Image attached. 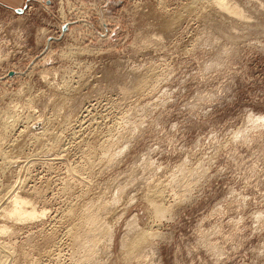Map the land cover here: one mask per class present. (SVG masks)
I'll return each instance as SVG.
<instances>
[{
    "label": "rangeland",
    "instance_id": "rangeland-1",
    "mask_svg": "<svg viewBox=\"0 0 264 264\" xmlns=\"http://www.w3.org/2000/svg\"><path fill=\"white\" fill-rule=\"evenodd\" d=\"M226 1L0 3L4 264H264V0Z\"/></svg>",
    "mask_w": 264,
    "mask_h": 264
},
{
    "label": "bare ground",
    "instance_id": "bare-ground-1",
    "mask_svg": "<svg viewBox=\"0 0 264 264\" xmlns=\"http://www.w3.org/2000/svg\"><path fill=\"white\" fill-rule=\"evenodd\" d=\"M216 6H218L219 8H222V9H224L225 11H227V12H230V13H232V14H236V16H238V14H243V13H241L240 12V10L241 9H239L238 10V8L236 9V7H237V5L235 4V6L236 7H233V6H231L230 5V1H226V0H211ZM209 2H210V0H209ZM211 2V3H212ZM230 2V3H229ZM233 3V2H232ZM213 4V5H214ZM221 10V9H220ZM238 10V11H237ZM244 15V14H243ZM240 16H242V15H240ZM239 16V17H240ZM244 17V16H243ZM172 26V25H171ZM139 84H141V83H139ZM141 86V85H140ZM41 135V134H40ZM183 168V167H182ZM169 181V180H168ZM168 185V184H167ZM192 185V184H191ZM12 194V193H11ZM189 194V193H188ZM153 195V194H152ZM161 193H157V192H155L154 193V195H153V197H156V198H152V197H150L151 199H157L158 197H161ZM10 196V195H9ZM160 199V198H159ZM158 199V200H159ZM158 200H156V201H158ZM150 201V200H149ZM155 201V202H156ZM174 201V200H173ZM11 202V201H10ZM152 202H154V201H152ZM29 205H31L30 204V202L29 201H27V200H25V199H23V198H21V197H19V196H15V198H13V201H12V203H11V205H10V207L6 210V212L4 211V213H5V215H4V217L5 218H8L9 220H11V221H16V222H26V221H32V220H35V219H37L38 218V214L39 213H37V211H36V209H35V207L34 208H30V207H28ZM100 204H96V205H94L93 206V209H94V207L95 206H97V208H98V206H99ZM102 205H100V207H101ZM156 206V207H155ZM87 207V206H86ZM154 207L156 208L155 210L157 211V213L159 214V213H163V214H165L163 211H167V210H165V208L163 207V206H161V205H158L157 206V204L156 205H154ZM102 208H104V207H102ZM101 208V209H102ZM164 208V209H163ZM95 209H96V207H95ZM100 209V211H103V210H101ZM98 210H99V208H98ZM98 210H96L97 212H96V215H93V216H91V217H89L88 216V218H86V221L85 220H81V221H79V223H77V225H75L73 228H74V231H73V236L74 237H72V238H74V240H73V243H74V245H76L77 247L80 245L81 247H84V250H82V249H80V250H78V251H80V254H82L84 251L86 252V250L87 251H91L92 249L94 250V248H96L95 247V245H96V243H97V239L95 238V237H93L91 234H87L86 233V228H88V226H90L89 224H92V223H96L97 222V219H99V218H97L96 219V217H98V213L100 212H98ZM90 213V212H89ZM88 213V214H89ZM91 213H93V211H91ZM43 214V213H42ZM45 214V213H44ZM87 214V215H88ZM84 215V214H83ZM160 215H162V214H160ZM40 216V215H39ZM3 217V218H4ZM43 217V216H42ZM157 217H158V215H157ZM83 218H85V216L83 217ZM156 218V217H155ZM96 220V221H95ZM158 220V219H157ZM8 221V220H7ZM75 224V223H74ZM94 226V225H93ZM152 227V226H151ZM72 228V229H73ZM86 230V231H85ZM101 231V230H100ZM8 232V228H6V227H0V235L1 234H5V233H7ZM70 233V232H69ZM146 235H144V234H141L139 237L138 236H136V238L138 237V239H135L134 241H132V242H130V244L131 243H133L132 244V246H133V248H135V247H138L139 245L140 246H142V244H145V242H146V240H147V238L149 237V235L150 234H148V232L147 233H145ZM147 234H148V237H147ZM151 235H153V234H151ZM107 237V236H106ZM150 239V238H149ZM152 239V238H151ZM99 241H100V239H98ZM126 241V240H125ZM131 246V245H130ZM5 247V246H4ZM92 247H94V248H92ZM127 247V246H126ZM1 248V247H0ZM80 248V247H79ZM79 248H77V249H79ZM90 248H92V249H90ZM0 250H2V249H0ZM124 250V249H123ZM133 249H131V250H129V248H128V251H132ZM3 251H4V249L2 250V253L1 254H3ZM90 251L87 253H85V254H89L90 255ZM147 251V250H146ZM1 252V251H0ZM6 254H7V252H5ZM76 253V252H75ZM74 253V254H75ZM128 253H131V252H128ZM0 254V255H1ZM9 255V254H8ZM77 255H79V252L77 253ZM76 255V256H77ZM89 255H87L86 257H88ZM5 256H7V255H5ZM4 255L2 256V257H5ZM219 256V255H218ZM1 257V256H0ZM1 257V258H2ZM80 258H82V256H79ZM85 257V256H84ZM0 258V264H4V262H5V260H3V259H1ZM78 258V257H77Z\"/></svg>",
    "mask_w": 264,
    "mask_h": 264
},
{
    "label": "crops",
    "instance_id": "crops-1",
    "mask_svg": "<svg viewBox=\"0 0 264 264\" xmlns=\"http://www.w3.org/2000/svg\"><path fill=\"white\" fill-rule=\"evenodd\" d=\"M25 0H0L2 5L8 6L10 8L16 9L23 7Z\"/></svg>",
    "mask_w": 264,
    "mask_h": 264
},
{
    "label": "water",
    "instance_id": "water-1",
    "mask_svg": "<svg viewBox=\"0 0 264 264\" xmlns=\"http://www.w3.org/2000/svg\"><path fill=\"white\" fill-rule=\"evenodd\" d=\"M23 11H24V9H21V8L15 9V12H17L18 14H22ZM67 29H68L67 26H63V32H65Z\"/></svg>",
    "mask_w": 264,
    "mask_h": 264
}]
</instances>
